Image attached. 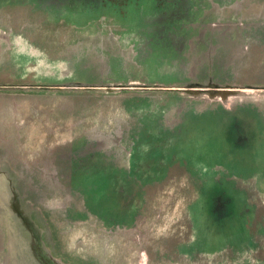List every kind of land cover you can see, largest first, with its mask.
<instances>
[{
    "label": "rangeland",
    "instance_id": "1",
    "mask_svg": "<svg viewBox=\"0 0 264 264\" xmlns=\"http://www.w3.org/2000/svg\"><path fill=\"white\" fill-rule=\"evenodd\" d=\"M95 1L81 0V8L75 9L62 6L59 0L48 3L40 0L43 5H49V16L55 23L62 20L64 24L79 27L93 21L88 26L94 28L87 31L86 26L85 32L89 33L84 34V38L82 34L78 35L77 41L65 26H59L47 37L46 40L51 38L52 41H48L49 49L41 53L42 57L58 58L71 47L70 42L75 46L72 47L74 56L70 55L77 59L75 67L69 66L68 59L60 60L57 68L61 70V76H57L52 64L37 68V65L28 64L26 55L23 59L15 55L16 60L3 67L5 48L0 40L1 84L86 83L88 74L95 73L94 70L110 73V58L115 56L123 57L117 78L129 80L128 83L75 90L63 86L64 92L95 90L93 96L54 93V87L49 93H40L41 89L32 86L0 88V170H8L6 161L16 170L9 167L10 172L0 175V264L47 263L44 247L27 234L30 226L23 216L37 221L45 216L48 225L41 231H46L48 241L56 243L59 254L73 262L80 260V264H264V135L249 144L250 150L243 149L249 151L238 152L237 156L219 148H224L225 142L229 145V139L235 138V134H244L253 121L255 132L261 134L264 131L259 127L257 116L247 117V112L253 111L238 108L243 105L255 112L257 108L264 112V90L240 92L235 90L237 88H228V95L219 98L217 89H222L221 86L205 82L182 87L185 90L181 94L188 98L185 99L149 89L142 83L148 79L146 72L150 76L153 74V79H161V74H157L153 66L141 63L146 50L140 47L141 52L135 51L133 44L139 37L127 36L140 32L144 26L146 20L136 3L146 1L115 0L113 4L101 7H97ZM7 2L0 0L2 5ZM84 3H90L89 9ZM93 3L95 7L91 8ZM258 3L251 1L247 9L264 11L263 3ZM142 10L147 16L148 13L152 15V1ZM231 12L224 16L231 17ZM241 12L232 15L231 19L241 18ZM43 21L47 22L46 27L53 26L49 18ZM17 25L18 22L12 20L0 22L1 29L14 33L9 35L14 44H17L14 40ZM123 25L124 35L120 36L117 26L123 28ZM229 27L230 30L236 28L234 32H237L242 25ZM98 30L100 33L95 32ZM37 43L42 47L43 38ZM83 43H87L89 51H83L85 46L80 47V51L85 53L83 59L87 60L84 63L88 62L85 68L91 73L83 70V59L78 58L75 51ZM248 50L245 49L240 61H252ZM17 51L15 48L14 52ZM196 53L193 47L191 75L198 73L204 62H211L204 54L195 59ZM33 66L34 70L30 69ZM255 66L263 73L261 76L250 73V79L264 81V54ZM68 70L69 75L64 76L63 72ZM34 91L36 93H29ZM192 100L201 103L193 104ZM173 105L176 108L166 113ZM218 106L223 108L214 110L217 112L210 109ZM165 114L167 126L184 124L189 119L190 125L184 124L171 135L164 134L159 125L152 127L151 123L162 121ZM235 123L241 128L235 127ZM137 135L141 139L136 141L138 153L135 156L140 158L133 160L130 153ZM154 135H159L158 141L152 138ZM86 137L90 150L104 151L111 160L98 158L94 162L107 166L114 164L111 169L116 168L118 173L129 170L135 173L134 180L124 178L118 187L126 195L123 197L122 194L120 201L131 203L129 214L123 218V221L127 220L125 226H105L90 206V195L95 191L98 198L107 192L114 194V187H107L110 173L102 175L96 168H82V172L76 170L75 177L69 176L79 166L77 163L71 166V158L81 155ZM174 137H177L175 145ZM241 154H246L245 163L239 157ZM147 176L151 179L141 180ZM70 179L74 180L71 184ZM115 195L119 196V191ZM212 209L213 216L227 209L229 220L224 228L205 227L204 231ZM102 219L106 221L104 216ZM223 220H220L221 226L225 224Z\"/></svg>",
    "mask_w": 264,
    "mask_h": 264
},
{
    "label": "flooded vegetation",
    "instance_id": "2",
    "mask_svg": "<svg viewBox=\"0 0 264 264\" xmlns=\"http://www.w3.org/2000/svg\"><path fill=\"white\" fill-rule=\"evenodd\" d=\"M54 0H47L46 3L52 2ZM62 6L68 7L71 6V8L79 9L81 8V0H59ZM84 1V0H82ZM88 1V0H86ZM115 0H96L95 3L97 7L106 6L108 4H113ZM127 3H130L133 0H124ZM142 1V0H140ZM146 3L152 1V15L147 12L143 11L142 9L145 7V2H137L136 5L139 7V10L142 11V17L145 21L144 26L140 29V32L136 33H129L127 36H138L139 39L134 42V50L140 51L143 47L146 50V53H144L142 57V64L144 66L151 65L154 67L155 72L158 74H161V79H153L155 76L152 74L149 75L148 72V79L145 81H142V83H145L149 89L161 91L162 93L169 95V96H178V97H184L185 99H188L186 96L182 95L181 92L185 89L182 88L189 84H211V85H218L221 86L222 89L218 90L219 98H222L223 96L228 95V88H237L235 90L240 92H246V91H254V90H264V81H255L251 80V76L249 77L250 73H253L252 76H261L263 72H260L257 68H255V63L259 61L261 56L264 54V11H250L247 8L250 6V2L258 1L259 5L262 4L264 6V0H145ZM248 1V2H247ZM261 2V3H260ZM95 3L91 6V8L95 7ZM86 4V3H84ZM134 4V2H133ZM89 9V4H86ZM259 5H256L259 7ZM26 7V8H25ZM243 7V10L241 12V9ZM49 5H43V3L40 2V0H36L35 2H22L21 0H8L6 5L0 4V22L1 21H17L18 25L16 27V33L15 39L17 40V44H14L13 40L10 39L9 35H14L12 31H5L0 28V40L5 48V52L3 54V67L6 66V64L12 63L15 59V55H18L20 57L26 55L27 56V62L28 64H34L38 66H49V64L53 65V70L57 72V76H61V70L59 67V64L61 63L60 60H66L69 64V66L72 68L75 67V61L77 59L73 58L72 53V47H75L73 45V42H70L69 44L71 47H68L63 55H60V57L54 59L52 57H42V54L44 50H48L47 47L48 40L47 37L54 34V30H56L59 26L63 27L65 26L68 30V32L72 35H75L76 41L79 40L78 35L82 34L81 37L84 38V34H88L89 32H85L86 26L92 25L93 21L88 22L86 26H73V25H67L62 23V20H59L58 22H54L52 17L49 16ZM31 9V10H30ZM245 9V11H244ZM30 10V11H29ZM188 10V11H187ZM214 11L217 12V14L214 13ZM228 11H232L231 14L234 16H237L239 12H241V18L236 17V19H231V17H226V13ZM221 17V18H220ZM24 18V19H23ZM37 18H42L45 20L46 18H49V20L53 23L52 27H46V24L43 20H39ZM146 18V19H145ZM101 19V18H100ZM240 20V22H238ZM62 23V24H61ZM241 23L242 27L237 28V32H234L236 28H232L229 26H233L235 24ZM204 26H208L204 28ZM64 27V28H65ZM223 27V28H222ZM229 27V28H227ZM94 26L90 27L88 26V29H93ZM118 32L120 36H123V32L125 31L124 25L123 28L118 27ZM227 29V30H226ZM259 29L261 30V33L259 32ZM60 30V29H59ZM101 30V29H100ZM100 30L95 31L97 33H100ZM69 34V35H70ZM36 38L38 41L43 38V45L42 47L38 46V41L36 42ZM244 43H242V42ZM88 42V41H87ZM87 43H83L81 46L79 45V48L75 51L78 53V58L85 55L84 52L89 51L87 50L88 47H86ZM85 46V49L83 51H80L81 48ZM194 47V51L198 52L196 53L197 56L195 59L202 58L201 56L209 57L211 58V62L207 61L201 64L200 69L198 70V73L191 75V50ZM17 48V53L14 52V49ZM26 48L24 51L23 49ZM245 49H249V53L252 58V61L249 63H244L240 61V58H243V54ZM52 50V49H51ZM38 52V54L36 53ZM141 52V51H140ZM76 53V54H77ZM70 55H73L70 57ZM254 56V57H253ZM123 59L121 56H115L111 57L110 61L112 60V63L110 68L108 69L110 73H105L107 71H100L94 70L95 73H91L90 70H87L85 66L88 64V62L84 63V60H87V58L83 59L82 65L80 62L81 67L83 70H87L89 78L87 79L86 83L83 82H61L56 84H48V85H38L36 83H26V84H18V85H10V84H1L0 88L2 87H36L41 89L40 93L47 91L46 93H49L54 90H56L54 93H69V94H81V95H94L96 92L89 91L87 92H64L63 86L69 87L71 90H75L77 88H86V87H93V86H105L108 84H117V83H128L129 80H119L117 78V75L120 73V70L118 68L119 62ZM81 61V59H78ZM5 65V66H4ZM34 66L30 67V69L34 70ZM143 66V67H144ZM245 66V67H242ZM90 67V66H89ZM241 67L240 69H238ZM263 67V66H261ZM69 68V69H71ZM91 68V67H90ZM242 68H245L242 72H239ZM92 69V68H91ZM261 70V69H260ZM64 76L69 75V70L64 71ZM240 73V78L237 77ZM109 75V76H108ZM115 79H114V78ZM152 77V78H151ZM136 81H140L135 79ZM206 82V83H205ZM54 87L53 89H51ZM226 88V89H225ZM5 89V88H2ZM38 92V90H36ZM29 92V93H36ZM63 91V92H62ZM126 91V90H125ZM17 92V91H16ZM20 92V91H19ZM223 95V96H222ZM191 103L193 104H199L200 101L192 100ZM183 103H179L178 105H181ZM176 108V106L173 105V107H170L166 113H168L171 109ZM219 107L210 108L213 110V112H217L214 110H218ZM241 105L238 107L242 110H251L253 113H248L247 117H250L251 114L258 117L259 121V127L264 128V112L260 110V108H257V111L255 112L252 110V108H247ZM223 108V107H221ZM208 109V110H210ZM195 110L198 111L195 107ZM205 110V109H204ZM207 111V110H206ZM242 112V111H239ZM196 113V112H195ZM197 113H204V112H197ZM223 113V112H220ZM228 113V112H227ZM244 115H246V112H243ZM165 116L163 117L162 121L159 120L157 124H152L151 126L154 127L156 125H159V129L162 133L166 134H172L177 129H180L184 124L181 122L174 125L173 127L167 126L165 124ZM236 121L238 119L235 118ZM254 122V121H253ZM252 124L251 128L244 130V134L239 132V134H235V138H233V143L229 141V145H231V148L234 150L242 149V151H249L250 143H252L256 138H261L260 136L264 135V131L260 134H258L256 129L254 128V123ZM237 128H241L240 124L234 125ZM151 136H152V132ZM149 136V137H151ZM227 136V134H226ZM146 137V135H145ZM148 137V136H147ZM141 139L140 135H137L134 138V146L132 147V152L130 153V157L133 160H138L135 156V153L137 152L138 145L136 144L137 139ZM229 139V138H228ZM250 144V145H249ZM90 142L88 138H85L84 146L81 148V155L77 154L74 155L75 158H71V166H73L75 163L79 164L77 168H74L73 175L69 173L70 177H75V174L77 171L80 170L82 172L86 169H94L97 168L98 172L102 175L106 173H110V177L117 178L119 180V183L124 178H130L134 180L135 173L129 171H124L118 173L115 169H111L113 165L107 166L105 163H97L94 162L95 159L103 158L111 161L104 151H92L89 148ZM249 145V146H248ZM230 148V147H229ZM230 148V150H231ZM135 149V151H134ZM243 149H249V150H243ZM246 155V154H244ZM79 156V157H78ZM129 157V159H131ZM261 157V156H260ZM136 158V159H134ZM90 162H87V161ZM243 162H246V158L242 157ZM263 160V159H262ZM7 162V169L4 171L3 169L0 170V175H2L4 172H10L12 169L13 171H16L12 168V165ZM82 162V163H81ZM138 162V161H137ZM185 162V161H182ZM86 164L87 166H84ZM181 165L185 166L184 163H181ZM182 166V167H183ZM11 167V169H9ZM101 168V169H100ZM77 170V171H76ZM111 170H114V174L111 173ZM11 172L10 174H12ZM13 177V176H12ZM151 179L150 176H147L146 178H141V180H147ZM74 181L73 179H70L71 182ZM121 189V188H120ZM261 193V192H260ZM262 194V193H261ZM264 194V193H263ZM124 195V194H123ZM126 195H124L125 197ZM20 199L22 200V197L20 195ZM127 201L126 199H124ZM129 202V201H127ZM22 203V201H21ZM24 204V203H23ZM22 204V205H23ZM27 204V203H26ZM131 203H123L120 205L121 209H128ZM124 207V208H123ZM226 208V207H225ZM243 208V207H242ZM213 210V209H212ZM227 210V209H226ZM225 211V210H224ZM99 221L103 224L102 221L105 222V226H114L115 225H126V221H123V216H126V213H119L114 216H106V221L102 219L101 215ZM25 219H27L28 224L30 226V229H27V234L30 235L31 238L34 239V241L39 243V245L44 247L45 255L47 256V263L46 264H53L56 263L52 259H60L64 264H80L79 261H70L69 259L65 258V256L59 254V252L56 250V243L51 240L48 241L47 233L46 231H41L42 228H45V225L47 224V218L45 216H41L42 218H39L37 220L28 219L26 216H23ZM194 221V220H193ZM22 221L20 220V223ZM37 222V223H36ZM45 222V224H44ZM39 223H41L39 225ZM39 225V226H38ZM49 229V228H48ZM51 234H54L51 229H49ZM52 238V237H51ZM49 253V256L47 254ZM77 262V263H76ZM84 264V263H82Z\"/></svg>",
    "mask_w": 264,
    "mask_h": 264
},
{
    "label": "trees",
    "instance_id": "3",
    "mask_svg": "<svg viewBox=\"0 0 264 264\" xmlns=\"http://www.w3.org/2000/svg\"><path fill=\"white\" fill-rule=\"evenodd\" d=\"M188 117H189V115H188ZM189 121H190V119L189 120H187V122H185L184 124L187 126V125H190V123H189ZM227 127H229V122H228V126ZM228 128H226V131H228L227 130ZM230 132H231V130H230ZM171 135V134H170ZM173 136V135H172ZM182 136H185V135H183L182 134ZM182 136L181 137H179L178 138V141L182 138ZM159 137V135H154L152 138L153 139H157ZM177 137H174L173 139H172V141L174 140V145L177 143V139H176ZM170 139V138H169ZM156 141H158V140H156ZM172 141H171V143H172ZM229 141L231 142L232 140H230L229 139ZM179 144H180V142H178ZM225 144L228 146V147H226V145L224 146V148L222 147V146H219V148H222V149H224L225 151H228L229 152V154H234V155H236L237 156V154H238V152L240 153L241 151H242V149H237V150H234V149H232L231 148V145H228L226 142H225ZM193 146H195V143L193 144ZM226 147V148H225ZM231 148V150H230V148ZM188 148H190V146H187V149ZM156 152V151H155ZM154 152V153H155ZM136 153H138V151L136 152ZM243 153H244V151H243ZM239 157L242 159V157H244V154H241V155H239ZM95 170V169H94ZM96 170H98L97 168H96ZM83 180H85V178L83 179ZM107 187H109V186H113L114 187V189H113V191H114V194H109L108 192L107 193H105L104 195H102L100 198H98V194H97V192L95 191V193H93L92 195H90L91 194V192H90V194H88V195H90V196H92V202H91V204H90V206H91V208H92V210L98 215H100L101 213H105L103 216L106 218V216H114V215H116V214H118V212L120 213H126V215H127V213L130 211L129 209H121L122 207L120 206V205H122L123 203L120 201V197L122 198V194H123V192L121 191V189H118V187H120L119 186V180L117 179V178H114V177H110V178H108L107 180ZM119 191V196H116L115 195V193L116 192H118ZM123 197H124V195H123ZM91 198V197H90ZM105 200V201H104ZM124 208V207H123ZM129 208H130V206H129ZM239 212V211H238ZM129 214V213H128ZM214 214H213V210H212V214H211V217H210V221L207 223H205L204 224V231H205V227L206 228H209V227H211V228H214V229H221V227L222 228H224L225 226H226V222H227V220H229V211H222V213L220 214V213H218L217 215H215V216H213ZM239 215H241V212H239ZM103 216H101L102 218H103ZM124 217V216H123ZM215 217H217V219L219 220H216V218ZM221 217V218H220ZM240 217V216H239ZM224 219L222 222L224 223L225 222V224L223 225V226H221L222 225V223L220 222V220L221 219ZM122 220H123V218H122ZM237 220V219H236ZM235 220V221H236ZM234 223H237V222H234ZM212 224V225H211ZM204 234H206L205 232H204ZM237 244H239L240 245V243H237Z\"/></svg>",
    "mask_w": 264,
    "mask_h": 264
},
{
    "label": "water",
    "instance_id": "4",
    "mask_svg": "<svg viewBox=\"0 0 264 264\" xmlns=\"http://www.w3.org/2000/svg\"><path fill=\"white\" fill-rule=\"evenodd\" d=\"M53 261H55L56 263H53V264H64L63 262H62V260H60V259H52Z\"/></svg>",
    "mask_w": 264,
    "mask_h": 264
}]
</instances>
